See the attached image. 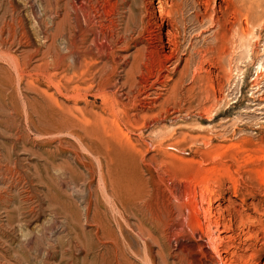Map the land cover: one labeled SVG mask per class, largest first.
Here are the masks:
<instances>
[{"label": "rangeland", "instance_id": "374dc122", "mask_svg": "<svg viewBox=\"0 0 264 264\" xmlns=\"http://www.w3.org/2000/svg\"><path fill=\"white\" fill-rule=\"evenodd\" d=\"M203 1L0 0V264H264V0Z\"/></svg>", "mask_w": 264, "mask_h": 264}, {"label": "bare ground", "instance_id": "6f19581e", "mask_svg": "<svg viewBox=\"0 0 264 264\" xmlns=\"http://www.w3.org/2000/svg\"><path fill=\"white\" fill-rule=\"evenodd\" d=\"M208 1L209 0H204L202 3H203V5H204V7L205 6H207L208 5ZM250 1V0H249ZM249 1H246V0H219V2H218V5L220 6V7H222L224 10H223V12H222V14H223V17H222V22H221V24L223 25V28H224V31H225V33L227 34V36H228V38H227V41L226 42H229V44H230V46L232 47L233 45H234V42H236V41H244V40H246L245 39V31H243L242 29H244L243 28V16H244V14H245V12H246V14H247V16H248V14H250V11H251V9L253 8V7H255V3H253V1L250 3ZM182 2V1H181ZM201 2V1H200ZM255 2V1H254ZM199 3V2H198ZM199 5H201V4H199ZM73 6V5H72ZM75 6V5H74ZM209 6V5H208ZM220 7H218V8H220ZM258 7V6H257ZM202 8H203V6H202ZM75 9H76V7H75ZM78 9V11L80 10V9H82L81 7H80V9L79 8H77ZM76 9V10H77ZM205 9V8H204ZM221 9V8H220ZM75 10V12H77ZM202 10V9H201ZM206 10V9H205ZM218 10V9H217ZM216 11V10H215ZM68 13V12H67ZM78 13V12H77ZM79 14V13H78ZM78 14H76V15H78ZM217 14V13H216ZM246 17V16H245ZM170 18V17H169ZM246 20H247V18H246ZM247 22V21H246ZM245 22V23H246ZM213 23H215V21H213ZM218 24V23H217ZM224 33V34H225ZM238 37H237V36ZM226 37V36H225ZM236 38H238V40L236 39ZM226 39V38H225ZM95 43V42H94ZM237 44V43H236ZM73 45V47H75L76 45H75V43H73L72 44ZM75 45V46H74ZM102 45V44H101ZM106 46V45H105ZM238 46V45H237ZM240 46V45H239ZM102 47H104V46H102ZM228 47H229V45H228ZM253 47V46H252ZM71 48H72V46H71ZM71 48H69V49H71ZM100 48H101V46H100ZM107 48V47H106ZM239 48V47H238ZM241 48V47H240ZM75 49V48H74ZM237 49V48H236ZM229 51H230V49H228ZM75 51V50H74ZM227 51V50H226ZM73 52V51H72ZM237 53V52H236ZM230 54V53H229ZM230 56L232 57V59L231 60H229L230 61V64L232 65V63H233V61H234V59L235 58H233L235 55H234V53H232V50H231V54H230ZM230 59V58H229ZM251 61V60H250ZM260 62H262L263 63V61L261 60ZM263 66V65H262ZM238 67V66H237ZM259 68H261L260 66H259ZM262 68H264V67H262ZM240 71H243V70H240ZM264 71V70H263ZM234 72H236V71H234ZM244 73V72H243ZM238 75L240 74L239 73V71H238V73H237ZM241 76V75H240ZM239 80V79H238ZM256 82V81H255ZM258 83V82H257ZM260 85V84H259ZM257 88H258V86H257ZM208 118V117H207ZM261 178V177H260ZM191 189V188H190ZM202 191V190H201ZM210 202V201H209ZM205 203V202H204ZM201 210V209H200ZM196 213V212H195ZM208 215V214H207ZM208 218V217H207ZM208 233V232H207ZM211 241V240H210ZM213 243V242H212ZM213 248H214V246H213ZM215 249V248H214ZM217 249V248H216ZM218 252V251H217Z\"/></svg>", "mask_w": 264, "mask_h": 264}]
</instances>
